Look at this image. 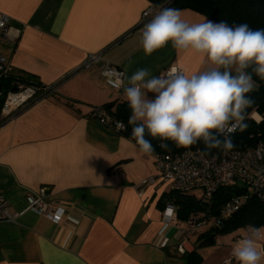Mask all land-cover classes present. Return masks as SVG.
Here are the masks:
<instances>
[{
	"label": "crops",
	"instance_id": "1",
	"mask_svg": "<svg viewBox=\"0 0 264 264\" xmlns=\"http://www.w3.org/2000/svg\"><path fill=\"white\" fill-rule=\"evenodd\" d=\"M149 3L0 0L15 37L1 47L8 77L29 73L48 86L97 52L125 77L140 68L154 76L171 67L188 74L206 70L204 58L178 52L171 43L144 53L140 24ZM179 10L192 23L209 19ZM122 99L123 93L106 85L97 63L0 125V194L17 214L14 221H0V264H183L178 245L191 251L196 236L185 238L178 225L164 220L171 190L152 181L157 175L152 155L142 154L129 133L89 117L94 107ZM40 187L50 202L65 207L59 223L27 209L26 194ZM240 233L209 264H237L231 251ZM258 246L264 249L262 239Z\"/></svg>",
	"mask_w": 264,
	"mask_h": 264
},
{
	"label": "clouds",
	"instance_id": "2",
	"mask_svg": "<svg viewBox=\"0 0 264 264\" xmlns=\"http://www.w3.org/2000/svg\"><path fill=\"white\" fill-rule=\"evenodd\" d=\"M140 34L146 55L171 43L178 52L204 58L208 67L192 74L172 67L162 76L140 68L123 80L108 81L127 100L131 138L139 151L153 155L152 139H157L165 150L171 141L177 148L202 142L206 152H230L235 147L231 134L248 127L246 111L254 104L249 94L258 90L253 73L264 80V28L210 19L192 23L179 9L163 7ZM262 238L260 229L248 230L231 251L237 264L264 262V249L258 246Z\"/></svg>",
	"mask_w": 264,
	"mask_h": 264
},
{
	"label": "built area",
	"instance_id": "3",
	"mask_svg": "<svg viewBox=\"0 0 264 264\" xmlns=\"http://www.w3.org/2000/svg\"><path fill=\"white\" fill-rule=\"evenodd\" d=\"M161 9L160 6L149 3L142 11L140 28ZM10 22L11 17L0 11V77L2 79L8 75L7 58L2 53L1 47L3 44L11 43L15 39L9 34ZM97 63H99V72L106 85L123 93L121 88L114 86V83H108L109 80L115 82L116 80L125 79L123 69L104 60L101 52L88 53L78 67L66 73L56 83L48 86H35L25 83L13 84V86L17 85V89L12 90L11 88L5 94L0 108V116L7 119L19 109L27 107L38 99L52 95L66 78L75 73L88 70ZM171 68L161 72L158 76L166 75ZM89 117L96 119L102 125L118 133H123L126 130L125 124L121 120L115 119L102 105L94 107ZM251 118L259 122L264 119V114L253 112ZM121 124L125 126L123 129L120 127ZM152 157L157 171V175L152 178V181L158 179L167 183L171 191L179 193L193 192L197 195L199 201L206 206L210 204L212 195L220 187L231 183H237L244 187L245 192L232 195L215 213H211L207 209L201 214L188 217L182 222V225H179L181 221L177 216L176 207L168 204L164 208V220L167 223L178 225L180 235L185 238H190L210 227H219L224 220L230 218L240 209L248 195H254L264 203V139L252 147L232 149L227 154L220 151L207 155L199 148L189 147L176 152L155 151ZM142 182L146 183L147 180ZM25 201L27 209L55 223H59L66 214L63 205L54 204L47 199L45 187L28 192ZM16 216V213L10 212L7 200L0 194V221H14ZM250 228L257 227L244 228L238 238H243ZM258 229L261 230V236L264 237V230ZM178 250L184 253V247L181 244L178 245ZM227 262H232V259H227Z\"/></svg>",
	"mask_w": 264,
	"mask_h": 264
},
{
	"label": "trees",
	"instance_id": "4",
	"mask_svg": "<svg viewBox=\"0 0 264 264\" xmlns=\"http://www.w3.org/2000/svg\"><path fill=\"white\" fill-rule=\"evenodd\" d=\"M155 6L172 7L175 9H191L198 12L210 20L219 22L221 20L227 21L229 25H236L241 23L248 24L253 29L264 28V0H148ZM13 78L18 79L25 84L35 86L40 85V82L32 74H17L9 75L3 78V88L0 97V108L7 91L13 86ZM253 78L258 85V90L249 95L254 100V104L247 109L245 123L248 125L246 130H236L232 133V139L235 147L233 149H241L245 147H252L260 140L264 139V119L256 122L251 118L253 112L264 114V80H260L258 76L253 73ZM115 119L121 120L126 130L124 133H131V126L128 124L131 110L128 107L126 99L115 100L103 104ZM6 120L0 116V125ZM131 135V134H130ZM152 139L151 137H146ZM222 138V137H221ZM152 143L157 152H176L183 148H177L171 141H167L169 148L167 150L159 146V140L152 139ZM190 148H199L205 154L212 155L221 150L212 149L205 151V146L202 142L190 146ZM245 192L244 187L237 183H231L220 187L211 198L208 206L202 204L195 193H179L171 191L169 197L172 205L176 207V212L181 222L188 217L201 214L207 209L211 213H215L218 208L227 201L232 195ZM249 226L261 228L264 230V203H262L254 195H248L244 200L242 206L230 218L223 221L219 227H210L204 229L196 236L194 240V248L191 251H186L180 255L183 264H205L202 254L198 251L201 247L213 246L216 243V236L227 232H233L240 228ZM192 236V237H193ZM262 246H264V239H262Z\"/></svg>",
	"mask_w": 264,
	"mask_h": 264
},
{
	"label": "rangeland",
	"instance_id": "5",
	"mask_svg": "<svg viewBox=\"0 0 264 264\" xmlns=\"http://www.w3.org/2000/svg\"><path fill=\"white\" fill-rule=\"evenodd\" d=\"M236 233L238 232H243L244 229L243 228H240V229H237L235 230ZM227 232V233H224V234H219L216 236V240L218 241V243L220 245L218 246H206L204 247V250H202V255L204 257V261L205 263H211L215 260H217L218 257H220L221 253H222V244H227L228 241L230 240V238L234 235V232Z\"/></svg>",
	"mask_w": 264,
	"mask_h": 264
},
{
	"label": "water",
	"instance_id": "6",
	"mask_svg": "<svg viewBox=\"0 0 264 264\" xmlns=\"http://www.w3.org/2000/svg\"><path fill=\"white\" fill-rule=\"evenodd\" d=\"M2 88H3V79L0 77V97H1V94H2ZM17 89V85H14L12 87V90H16Z\"/></svg>",
	"mask_w": 264,
	"mask_h": 264
}]
</instances>
